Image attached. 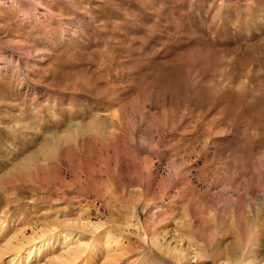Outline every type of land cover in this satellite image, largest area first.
I'll list each match as a JSON object with an SVG mask.
<instances>
[{
    "label": "rangeland",
    "instance_id": "374dc122",
    "mask_svg": "<svg viewBox=\"0 0 264 264\" xmlns=\"http://www.w3.org/2000/svg\"><path fill=\"white\" fill-rule=\"evenodd\" d=\"M0 264H264V0H0Z\"/></svg>",
    "mask_w": 264,
    "mask_h": 264
}]
</instances>
